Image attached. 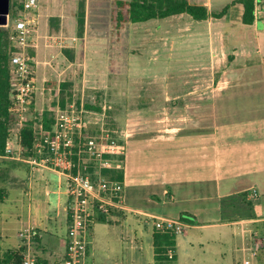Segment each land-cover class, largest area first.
I'll return each instance as SVG.
<instances>
[{
	"label": "crops",
	"instance_id": "0c3cea01",
	"mask_svg": "<svg viewBox=\"0 0 264 264\" xmlns=\"http://www.w3.org/2000/svg\"><path fill=\"white\" fill-rule=\"evenodd\" d=\"M193 1L194 4L201 3L200 0ZM256 1L257 5L262 2ZM14 2L15 0H12L11 4ZM70 2L39 0L36 12L38 26L28 47L33 48L35 52L28 54L35 64L36 92L31 108L36 112V116L42 115L46 110L55 113L59 107L58 102L52 101L50 105L47 103L50 99L47 98L46 92V86L50 83L48 80H53L57 68L53 67L50 55L49 61L46 62L40 61L38 55L44 47V38L48 43L49 39L62 38L67 43L64 49L76 48L75 40L78 38L68 34L69 28L66 27L68 23L70 27L77 26V5H66ZM88 5L89 0H86L85 32ZM207 8L209 11L212 9L211 0ZM18 13L19 10L14 6V14ZM242 14L243 6L241 19ZM206 22L211 26L213 19H207ZM241 26H254L263 31L264 19H259L256 15L253 25L248 26L241 22ZM13 27L14 25H9L8 19L7 28L12 31ZM183 30L178 29L176 34L181 38L185 36L187 40L193 37L202 38L205 35L201 30ZM235 34L231 38H235ZM207 35L211 53L219 50L213 40L217 38V41L221 42L227 38L226 34H217L214 37L210 30ZM69 51L71 53V50ZM204 68L203 66L202 70ZM54 80L51 82L60 81ZM194 80L186 79L184 82L188 87L187 93L176 92L167 96L166 101L174 103L171 105L172 109L168 111V115L159 113L157 117L160 119L153 128H133L140 126V118L145 117L141 111L139 115H129L126 118L124 135L119 142L124 145V155L109 157V166L105 169L122 175L124 208L112 212L103 222H97L118 223L120 218L131 214L151 225L154 235L156 219L181 221V215L187 214L195 219V224L183 222L185 224L180 234H183V239H187L191 248H194L195 244L204 246L202 242L205 241L207 247L204 253L208 250L212 257L219 261L225 260L227 249L241 264H257L260 256H264V109L262 111L258 107H250L249 111H244L232 106L237 93L229 92L236 91L231 88L236 85L230 83V77H222L214 83L217 90L222 84L224 87L213 95L210 92L196 94ZM201 81L204 85L205 79L202 78ZM63 82L62 80L59 84ZM39 83L42 84L41 90ZM56 93L59 91L56 90ZM181 102L186 105L180 110L176 104ZM9 146L14 151V156H0V202L7 201L9 197L18 201L23 194L26 195L29 201L27 219L20 223L18 233L27 226L35 227L40 235L36 244L37 255L47 264H62L69 226L65 177L49 168L32 169L25 160L29 153L21 146L19 131L12 135ZM253 189L257 191L256 198L251 201L254 214L241 216V211L245 209L244 203L246 199L249 201L248 195ZM52 195L57 196L54 213L50 199ZM143 202L151 207L144 206ZM235 212L237 213L233 214ZM94 224L87 264H90L91 260L94 262ZM185 228L215 232L211 238H201L190 235ZM180 234L176 237L177 251ZM236 241H239L240 246L236 245ZM19 248L21 241L13 250Z\"/></svg>",
	"mask_w": 264,
	"mask_h": 264
},
{
	"label": "rangeland",
	"instance_id": "374dc122",
	"mask_svg": "<svg viewBox=\"0 0 264 264\" xmlns=\"http://www.w3.org/2000/svg\"><path fill=\"white\" fill-rule=\"evenodd\" d=\"M70 1L66 5H77V0ZM118 1L129 0H89L87 31H84L83 38L76 37L77 26L74 28L70 27V23L67 24L68 34L78 38L75 40L76 48L68 49L71 53L63 52L67 43L62 38L49 39V43L46 38L43 39L44 47L38 59L46 62L50 55L52 65L57 71L53 80L48 82L60 80L55 82V86H46L49 105L52 101L57 103L59 100L60 92L56 93V90L60 91L59 83L62 80L63 83H69L65 94H71L69 98L75 110L78 105H83L84 110L86 109L84 117L88 122L87 132L93 136L104 133L116 142L122 141L129 115H139L141 111L145 117L140 118V126L133 128L148 126L149 129L160 119L157 117L159 113L168 115L174 103L166 101L167 96L176 92L187 93L188 87L184 84L186 79H195L193 85L196 94L210 92L213 95L224 87L222 84L217 90L214 83L222 77H230V83L236 85L231 88L236 91L229 92L237 93L232 106L244 111H249L250 107H258L263 111L264 30H257L254 26H241L242 6L237 2L239 0H211L210 12L219 14L227 8L222 17L211 18V26L207 20H194L186 14L131 23L127 20L126 9L120 8ZM261 1L256 7V15L259 19H264V0ZM19 2L21 0H17L18 4ZM119 11L124 12L123 21H118ZM16 15L14 4H11L9 25H14ZM177 28H187L190 32L201 30L205 35L187 40L185 36L181 38L176 34ZM208 30L214 37L217 34H226L227 37L221 42L214 38L213 42L219 50L212 53L209 52ZM234 33L235 38H231ZM33 51V48H28L26 52L35 54ZM70 55L73 56L71 61ZM203 66L205 68L202 70ZM202 78L205 79L204 85ZM39 84L41 90L42 84ZM86 105L93 108L87 110ZM176 105L181 110L186 103ZM35 113L31 108L26 124L35 120ZM16 124L14 119L15 132V129H19ZM119 164H122L121 160ZM50 199L54 213L57 196L52 195ZM28 204V197L24 194L18 201L9 197L7 201L0 202V260L3 259L2 253H7L19 245L18 230L20 223L27 219ZM142 204L151 207L146 202ZM95 223V256L94 262L91 260L90 264H154L151 225L131 214L120 218L118 223ZM185 231L201 238H211L215 232L187 228ZM179 239L178 251L175 249L174 252H177L176 264H241L227 249L225 260L219 261L208 250L204 253L207 247L205 241L202 242L204 246L195 244L191 248L187 239H183V234L179 235ZM236 245L240 246L239 241H236ZM257 264H264L263 254Z\"/></svg>",
	"mask_w": 264,
	"mask_h": 264
},
{
	"label": "built area",
	"instance_id": "2783aa9c",
	"mask_svg": "<svg viewBox=\"0 0 264 264\" xmlns=\"http://www.w3.org/2000/svg\"><path fill=\"white\" fill-rule=\"evenodd\" d=\"M200 1L201 6L207 7L210 0ZM22 4L10 36L15 49L11 56V113L19 128L15 130L19 132L28 121V113L36 92L35 66L26 51L37 30L36 12L39 0H23ZM86 112L83 105H78L77 110L71 103L65 109L57 107L52 130L45 131L41 124L36 126L39 137L32 149L27 150L29 155L25 158L32 169L49 168L65 177L69 226L62 264H87L92 225L124 208L123 182L108 179L102 174L109 166V157L124 155V145L104 133L100 136L90 135L86 128L88 122L84 117ZM5 155L14 156L9 143ZM256 196L257 191L253 189L248 195L249 201ZM156 220L155 228L158 230L171 231L176 235L183 232L185 223L182 221ZM39 236L38 230L33 226H27L18 233L22 248L21 264H38L36 244ZM167 255L172 258L174 251L169 250Z\"/></svg>",
	"mask_w": 264,
	"mask_h": 264
},
{
	"label": "trees",
	"instance_id": "16d2710c",
	"mask_svg": "<svg viewBox=\"0 0 264 264\" xmlns=\"http://www.w3.org/2000/svg\"><path fill=\"white\" fill-rule=\"evenodd\" d=\"M17 0L13 3L15 7L19 6L22 10L23 4ZM243 6L242 23L244 25L251 26L256 20V0H239L237 1ZM120 8L126 9L127 20L131 23H142L155 19H165L172 16L186 14L194 20L202 21L210 18L222 17L226 9L221 13H213L208 10L207 7L193 4L189 0H129L118 1ZM77 22L76 36L83 38L86 24V0L77 1V11L75 13ZM125 19L124 12L119 11L118 21ZM54 20V19H52ZM11 31L7 26H0V156H5L7 144L9 143L13 135V123L14 116L11 113L12 108V71H11V56L15 49L10 41ZM65 54H69L70 51L64 49ZM70 61L73 60V56L70 55ZM56 85V83H48L50 85ZM69 83H61L60 97L58 100V106L65 109L68 104L71 103V94H65V90L68 89ZM87 110H91L89 105L85 106ZM55 114L52 111H44L42 115L36 116L29 121L19 132L21 137V146L25 150H31L34 142L39 137V131L36 128L37 125H42L45 131L52 130V126L55 122ZM102 174L111 180H122V175L119 173H112L108 170H103ZM246 196V195H245ZM245 209L241 211L242 215H253L251 209V201H245ZM237 212L233 213L236 214ZM182 222H188L189 224H195V219L187 214H182L180 217ZM100 221H104L101 219ZM176 237L177 235L171 231H161L156 229L153 235V247H154V264H176L177 256L174 254L172 258L168 257V251L175 252L176 249ZM37 255V253H36ZM38 264H47L37 255ZM22 262V248L9 251L4 255V258L0 260V264H21Z\"/></svg>",
	"mask_w": 264,
	"mask_h": 264
},
{
	"label": "water",
	"instance_id": "95a60500",
	"mask_svg": "<svg viewBox=\"0 0 264 264\" xmlns=\"http://www.w3.org/2000/svg\"><path fill=\"white\" fill-rule=\"evenodd\" d=\"M11 10V0H0V26H7Z\"/></svg>",
	"mask_w": 264,
	"mask_h": 264
}]
</instances>
